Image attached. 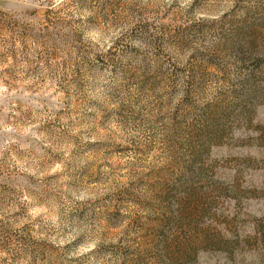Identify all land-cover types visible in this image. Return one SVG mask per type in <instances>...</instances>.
I'll return each instance as SVG.
<instances>
[{
    "label": "rangeland",
    "instance_id": "rangeland-1",
    "mask_svg": "<svg viewBox=\"0 0 264 264\" xmlns=\"http://www.w3.org/2000/svg\"><path fill=\"white\" fill-rule=\"evenodd\" d=\"M0 264H264V0H0Z\"/></svg>",
    "mask_w": 264,
    "mask_h": 264
}]
</instances>
